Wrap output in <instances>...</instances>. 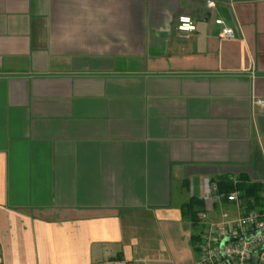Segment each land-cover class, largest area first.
Listing matches in <instances>:
<instances>
[{"label": "crops", "instance_id": "crops-1", "mask_svg": "<svg viewBox=\"0 0 264 264\" xmlns=\"http://www.w3.org/2000/svg\"><path fill=\"white\" fill-rule=\"evenodd\" d=\"M258 98L264 0H0V264L173 258L236 214L210 209L213 182L259 188L264 210Z\"/></svg>", "mask_w": 264, "mask_h": 264}, {"label": "built area", "instance_id": "built-area-1", "mask_svg": "<svg viewBox=\"0 0 264 264\" xmlns=\"http://www.w3.org/2000/svg\"><path fill=\"white\" fill-rule=\"evenodd\" d=\"M217 23L222 25L220 37H234L232 29L221 20ZM176 29L180 38L188 39L196 27L190 16L183 15L178 17ZM254 104L264 109V98L256 99ZM210 188L211 197L205 200L211 203V209L223 201L224 195L217 192L215 182L210 183ZM225 199L234 206L236 214L231 216L224 211L217 222L207 224L198 245L196 264H264V212L248 210L238 191Z\"/></svg>", "mask_w": 264, "mask_h": 264}, {"label": "trees", "instance_id": "trees-1", "mask_svg": "<svg viewBox=\"0 0 264 264\" xmlns=\"http://www.w3.org/2000/svg\"><path fill=\"white\" fill-rule=\"evenodd\" d=\"M233 191H238L241 193V197L245 200V205L248 210H262V198L260 196V189L254 186L245 185L243 182L232 183L228 180H223L218 182V193L223 194V201H225V196ZM203 207V201L191 198L183 207L182 215L188 220L192 226H196L198 222V213ZM198 237H193L192 241H197Z\"/></svg>", "mask_w": 264, "mask_h": 264}, {"label": "rangeland", "instance_id": "rangeland-1", "mask_svg": "<svg viewBox=\"0 0 264 264\" xmlns=\"http://www.w3.org/2000/svg\"><path fill=\"white\" fill-rule=\"evenodd\" d=\"M187 229L190 234L196 233V235L202 230L199 226L196 228H190L189 226ZM199 243L200 240L197 239V241L193 242L190 240L189 236L180 239L173 244V258H169L166 251H162L158 254L159 261H149V263L146 264H196L198 260Z\"/></svg>", "mask_w": 264, "mask_h": 264}]
</instances>
